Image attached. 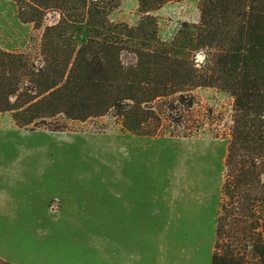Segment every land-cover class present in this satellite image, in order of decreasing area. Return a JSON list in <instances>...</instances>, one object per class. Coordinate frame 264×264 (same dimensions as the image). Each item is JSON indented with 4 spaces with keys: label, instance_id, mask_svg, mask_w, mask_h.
<instances>
[{
    "label": "trees",
    "instance_id": "trees-1",
    "mask_svg": "<svg viewBox=\"0 0 264 264\" xmlns=\"http://www.w3.org/2000/svg\"><path fill=\"white\" fill-rule=\"evenodd\" d=\"M168 1L137 0L130 25L108 17L119 0H13L40 34L27 50L0 47V112L29 129L110 116L135 134L187 137L209 118L194 90L228 93L210 264H264V0H198L197 23L162 40L151 11Z\"/></svg>",
    "mask_w": 264,
    "mask_h": 264
},
{
    "label": "rangeland",
    "instance_id": "rangeland-1",
    "mask_svg": "<svg viewBox=\"0 0 264 264\" xmlns=\"http://www.w3.org/2000/svg\"><path fill=\"white\" fill-rule=\"evenodd\" d=\"M197 5L198 0H171L151 11L159 37L170 40L182 22L197 23ZM108 17L137 24V0H119ZM39 34L20 20L13 0H0V47L27 50ZM194 93L200 101L194 112L209 118L187 137L135 134L110 116H58L62 129H52L56 123L29 129L0 112V258L15 264H107V236L123 227L131 241L140 238L139 264H210L233 99L213 87ZM29 158L34 167L27 169ZM83 181H103L96 192L114 195V220L65 210V202L75 198L69 189L76 198L90 199ZM126 190L140 192L138 212L123 208ZM124 213L145 217L130 222L134 230L115 218Z\"/></svg>",
    "mask_w": 264,
    "mask_h": 264
},
{
    "label": "crops",
    "instance_id": "crops-1",
    "mask_svg": "<svg viewBox=\"0 0 264 264\" xmlns=\"http://www.w3.org/2000/svg\"><path fill=\"white\" fill-rule=\"evenodd\" d=\"M3 143L6 146L8 144L7 141ZM28 160H31V161L28 162L29 164H27V167H26L27 169L32 168L31 166H33L34 164L33 158H29ZM39 168L41 167L39 166ZM42 170H44L43 175H46V173L49 172V170H46L44 168ZM25 172L27 171L25 170ZM107 180L105 181L103 180V181L106 182ZM103 181H83L81 182L82 186L80 187L87 190L83 192V193H86L84 195H86V197L91 196L90 199L85 198V196L84 197L77 196L76 198L77 192L69 189L71 193L74 194L73 196L75 198L71 202H65L66 203L64 206L65 210L69 212H75V213L84 212L89 215L92 213L97 214L95 216H92L94 218H98L99 217L98 215L100 214H106L107 219L114 220V216L110 212L112 211L110 201L112 200L111 197H114V195H111L110 193L100 194L96 192V188H98V184ZM126 181L134 182V181H128V180ZM107 183H109V181H107ZM110 189L112 190V193H114L113 192V181H112V185ZM115 193L117 194L118 192H115ZM122 196H123V199H120L121 204L123 208L128 209V212L130 210H135L137 212L140 210L141 208L140 192L137 191L135 193H132L130 190H126L122 193ZM116 198H121V196H118ZM115 218L119 220L124 219L126 220V223L128 221V223L131 224V226L133 225L132 223H130L131 221L133 220L140 221L141 219H143L142 217L139 218L133 215L130 216L125 213L123 214V218L122 217H115ZM134 226L135 224L132 226L133 229H134ZM109 233L110 234L107 236V264H139L141 260L140 259L141 256H140V245L138 243V240L140 238H136V240L134 239V241H131V237H129L131 232H129L127 228L123 229V227H118L116 232L111 231Z\"/></svg>",
    "mask_w": 264,
    "mask_h": 264
}]
</instances>
